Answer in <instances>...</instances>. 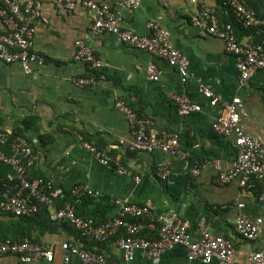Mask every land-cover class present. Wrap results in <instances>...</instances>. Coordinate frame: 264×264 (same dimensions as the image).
<instances>
[{
	"label": "crops",
	"instance_id": "obj_1",
	"mask_svg": "<svg viewBox=\"0 0 264 264\" xmlns=\"http://www.w3.org/2000/svg\"><path fill=\"white\" fill-rule=\"evenodd\" d=\"M17 1L24 4L30 0ZM39 1L44 18L36 24L35 49L46 63L34 65V72L26 74L20 64L0 61V126L6 131L24 132L37 155L33 175L52 181L66 193L81 184L89 186L98 199L81 202L79 208L103 222L116 215L115 199L139 205L152 202L156 215L172 211L181 216L193 241H200L204 224L213 236L235 243L233 264H251L250 254L264 249V228L256 241H246L237 232L236 219L239 215L254 219L264 215L258 201L262 187L255 180L244 184L241 177L226 185L217 183L219 176L233 167L235 138L214 132L212 126L224 107L211 106L199 89L208 87L222 102L240 98L244 130L264 142V71L254 73L242 85L235 58L226 52L224 41L191 24L196 8L216 10L219 0H196V4L191 0H141V6L132 11L123 8L126 0H94L119 11L123 29L149 36L151 21L166 29L174 48L190 61V77L185 84L164 60L123 44L114 35L92 34L83 7L69 11L58 0ZM4 31L0 22V32ZM78 40L90 45L106 64L98 71L99 76L75 59ZM152 62L161 70L160 82L146 77ZM92 77L100 79L95 86L76 84L79 78ZM171 93L188 96L203 111L181 117ZM117 98L124 99L140 116L153 120L158 132L178 135L190 157L179 160L160 151H131L134 136L127 117L116 107ZM82 141L109 155L114 168L104 166ZM165 163L172 173L166 182L156 177L157 169ZM201 164V175L192 177ZM118 167L126 172H118ZM32 237L39 244L52 245L55 257L52 262L30 264H65L61 244L74 243L77 233L63 223H50L46 228H35ZM94 250L105 255L107 264H123V252L115 238ZM0 264L22 263L16 256H7ZM67 264L83 263L73 256ZM131 264L190 263L186 248L177 245L155 261L138 252ZM210 264L222 263L215 259Z\"/></svg>",
	"mask_w": 264,
	"mask_h": 264
},
{
	"label": "built area",
	"instance_id": "obj_2",
	"mask_svg": "<svg viewBox=\"0 0 264 264\" xmlns=\"http://www.w3.org/2000/svg\"><path fill=\"white\" fill-rule=\"evenodd\" d=\"M191 2L196 4V0ZM58 3L69 11L83 7L90 18L89 28L92 34L114 35L119 42L164 60L178 71L184 84L188 82V57L174 48L170 33L157 22L151 21L148 24L151 35L141 36L134 31L123 29L121 13L108 4H100L94 0H58ZM224 5L231 10L236 22L244 30L256 31V34L262 37L259 43L251 37L240 39L232 24L221 23L216 11L204 6L196 8L191 24L224 41L226 52L235 58L243 85L254 73L264 71V19L244 0H224ZM140 6L141 0H126L123 4L124 9L131 11ZM43 18V5L39 0H30L24 4L17 0H0V22L5 28L4 32H0V61L8 65L20 64L26 74L34 72V65L43 66L46 60L35 49L36 24ZM76 48L75 59L86 63L91 71L98 72L106 67L86 42L78 40ZM161 74L156 63L148 65V80L160 82ZM99 80L98 77L79 78L76 84L82 88L92 87L97 85ZM199 92L211 106L222 104L224 107V113L212 126L214 132L235 138V162L231 170L219 176L217 183L226 185L237 177H241L244 184L251 180L257 181L262 187L258 201L264 208V142L244 130L239 111L241 99L222 102L204 86L200 87ZM170 98L175 102L181 117H189L203 111L200 104L193 102L186 95L171 93ZM116 107L127 117L134 136V141L130 144L131 151L149 154L160 151L179 160H187L190 157V153L183 150L178 135L167 131L158 132L153 120L138 115L122 98L116 99ZM0 142L5 147L0 149V164L11 170L6 179L0 178V215L36 217L47 209L53 223L69 224L77 233V239L74 243L61 244L65 264L69 263L73 256L78 257L83 264H107L103 253L89 250L86 245L103 244L114 238L123 252V264H131L138 252L146 259L158 260L165 251L177 245L186 248L190 264H210L215 259L222 264H233L236 247L232 240L213 236L205 225L201 224L202 237L200 241H193L189 226L181 216L172 211L156 215L152 202L139 205L121 198L115 199L113 203L117 208L116 215L102 224L96 223L92 218L78 215L73 204L63 201L68 196L77 203L88 198L97 200L98 194L93 189L84 184L73 187L68 193L57 189L52 181L33 175L37 155L27 138L0 127ZM82 144L104 166L114 168L112 158L103 150L83 141ZM203 168L204 165L201 164L192 172V177L200 176ZM118 172L124 173L126 170L118 167ZM171 174L168 163L161 165L156 171V177L164 182L168 181ZM263 228L264 215L256 219L239 215L236 219L237 232L246 241H256ZM147 229L155 232L156 237L144 236L143 233ZM7 256H16L22 264L40 260L52 262L55 249L52 245L33 243L30 240H0V259ZM249 261L251 264H264V249L252 252Z\"/></svg>",
	"mask_w": 264,
	"mask_h": 264
},
{
	"label": "trees",
	"instance_id": "obj_3",
	"mask_svg": "<svg viewBox=\"0 0 264 264\" xmlns=\"http://www.w3.org/2000/svg\"><path fill=\"white\" fill-rule=\"evenodd\" d=\"M244 1H246L249 4V6L256 11L257 15L260 18L264 19V0H244ZM219 6L220 8H217L215 11L221 23L232 24L235 28L236 34L240 39H244L245 37H251L256 42L258 43L260 42L262 37L257 35L256 31H246L236 22V19L233 16L231 10L224 5V0H219ZM95 75L99 76V73L96 72ZM131 108L133 109V107ZM133 110L135 111V109ZM15 134L20 136H25L23 131H18ZM0 149H5V147L1 142H0ZM10 173H11L10 168L0 164V178L6 179L10 175ZM89 200H95V199L88 198L85 199L83 203ZM63 202L64 203L69 202L73 204L76 208L78 215L84 218H92L98 224L104 223L103 221L98 220L95 215H87L81 212L79 208L80 203H77L74 199L70 198L69 196ZM50 223L52 224L53 222L50 219L49 211L47 209L43 210L36 217L19 218L13 215H0V240H10L12 242H24L26 240H30L33 243H37L32 237L33 231L37 227L46 228L47 225ZM63 224H65L66 226H70L69 224L66 223ZM143 235L146 237L152 236L149 238L156 237V233L151 232L149 229L145 230ZM100 245L101 244H87L86 248L89 250H94L95 246L98 247Z\"/></svg>",
	"mask_w": 264,
	"mask_h": 264
}]
</instances>
